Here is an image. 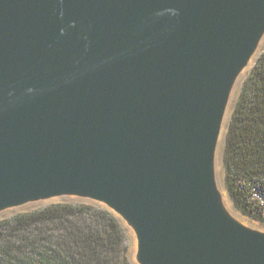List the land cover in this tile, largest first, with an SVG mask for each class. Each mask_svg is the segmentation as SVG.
I'll use <instances>...</instances> for the list:
<instances>
[{"label":"water","instance_id":"obj_1","mask_svg":"<svg viewBox=\"0 0 264 264\" xmlns=\"http://www.w3.org/2000/svg\"><path fill=\"white\" fill-rule=\"evenodd\" d=\"M263 35L264 0H0V212L78 197L137 264H264L215 181Z\"/></svg>","mask_w":264,"mask_h":264},{"label":"trees","instance_id":"obj_2","mask_svg":"<svg viewBox=\"0 0 264 264\" xmlns=\"http://www.w3.org/2000/svg\"><path fill=\"white\" fill-rule=\"evenodd\" d=\"M224 183L235 207L261 220L264 196V49L226 126ZM0 264H129L119 219L102 206L55 203L0 221Z\"/></svg>","mask_w":264,"mask_h":264},{"label":"rangeland","instance_id":"obj_3","mask_svg":"<svg viewBox=\"0 0 264 264\" xmlns=\"http://www.w3.org/2000/svg\"><path fill=\"white\" fill-rule=\"evenodd\" d=\"M263 49H264V35L262 36V39L260 40L258 50H257V53L254 57L252 64L250 65L249 69L237 79V81L235 82L231 90L230 97H229V103H228L227 110L225 113L224 131H223L222 138L220 142L218 143L216 152H215V181H216L217 187L219 188L220 193L223 195V198H224V201L226 203L229 213L231 212L232 214L231 213L230 214L234 215V217L238 221H240L242 224H244L245 226L264 233V219L263 218L261 220H258L249 215L243 214L239 209L235 207L225 187L224 168L222 164V150H223V143H224V135L226 131V126L230 119L232 109L236 103V100H237V97L240 92L244 79L248 75L256 58L258 57V55ZM55 203H71V204L86 203V204H94V205L102 206L98 203L92 202L87 199L78 198V197H72V196L56 197L52 199L31 202V203L21 205L19 207H14V208L3 210L0 212V221L6 218L12 217L18 213L31 212V211L43 208L45 206L55 204ZM117 218L119 219L121 226L124 230L125 245L127 247V255H128L129 264H137L135 260L136 239H135L134 233L129 227L125 225V223L119 217Z\"/></svg>","mask_w":264,"mask_h":264},{"label":"built area","instance_id":"obj_4","mask_svg":"<svg viewBox=\"0 0 264 264\" xmlns=\"http://www.w3.org/2000/svg\"><path fill=\"white\" fill-rule=\"evenodd\" d=\"M252 198L260 202L262 207V216L264 217V196L259 191L255 190L252 193Z\"/></svg>","mask_w":264,"mask_h":264},{"label":"bare ground","instance_id":"obj_5","mask_svg":"<svg viewBox=\"0 0 264 264\" xmlns=\"http://www.w3.org/2000/svg\"><path fill=\"white\" fill-rule=\"evenodd\" d=\"M250 65H251V63H249L248 65H247V67L244 69V71L242 72V74L243 73H245L248 69H249V67H250ZM241 74V75H242ZM240 75V76H241ZM221 129H222V131H221V135H220V139H219V142H220V140H221V138H222V134H223V131H224V123L222 124V127H221ZM218 142V143H219ZM218 190H219V188H218ZM222 199H223V204L225 205V208L227 209V206H226V203H225V201H224V198H223V195H222ZM228 210V209H227ZM231 213V212H230ZM232 214V213H231ZM233 217H234V215H232Z\"/></svg>","mask_w":264,"mask_h":264}]
</instances>
